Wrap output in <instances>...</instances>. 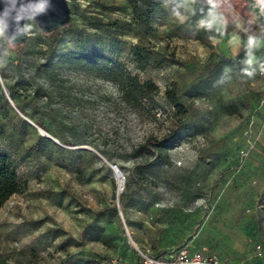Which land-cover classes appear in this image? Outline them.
Instances as JSON below:
<instances>
[{
    "label": "rangeland",
    "instance_id": "374dc122",
    "mask_svg": "<svg viewBox=\"0 0 264 264\" xmlns=\"http://www.w3.org/2000/svg\"><path fill=\"white\" fill-rule=\"evenodd\" d=\"M248 2L163 0L142 24L128 0H68L56 41L30 18L20 52L0 32V154L21 183L0 264H135L136 248L187 244L264 264V30L250 35ZM121 70L153 81L152 100L128 101Z\"/></svg>",
    "mask_w": 264,
    "mask_h": 264
},
{
    "label": "trees",
    "instance_id": "16d2710c",
    "mask_svg": "<svg viewBox=\"0 0 264 264\" xmlns=\"http://www.w3.org/2000/svg\"><path fill=\"white\" fill-rule=\"evenodd\" d=\"M132 13L135 18L142 24H147L155 10L160 6L163 0H128ZM70 23L67 22L62 28L55 30L53 32L48 33V37L53 40H57L60 37L61 31L69 30ZM252 35H259L261 32L256 24L252 27ZM228 33V31H227ZM10 44V43H9ZM10 49L13 52H20L23 48V43L19 45H11ZM96 56H99L95 54ZM115 83L118 86L120 92L124 95V97L128 101H132L135 103H141L142 101L152 100V96L150 95L152 92L157 91V87L155 83L151 80H138L137 76L131 75L126 71H117L115 74ZM165 95L168 102L171 104L173 108L176 109V112L179 114H186V106H184L178 99L174 89L170 86L165 88ZM226 109L230 112L236 111V107L232 104L227 105ZM175 131L174 128L169 130V133H173ZM149 142L145 141L144 144L133 148V151L139 150L141 147L148 145ZM175 143H177L176 138H173L164 149L172 148ZM21 190V183L18 180V176L16 174L15 169L13 168L9 158L5 154H0V208L5 204V202L14 194H17ZM197 249V248H196ZM170 252V251H168ZM168 252H160L158 254H152L158 256L160 254H165ZM137 258L139 260V256L136 252ZM138 260L135 264L138 263ZM51 264H64L63 262L51 263Z\"/></svg>",
    "mask_w": 264,
    "mask_h": 264
},
{
    "label": "water",
    "instance_id": "95a60500",
    "mask_svg": "<svg viewBox=\"0 0 264 264\" xmlns=\"http://www.w3.org/2000/svg\"><path fill=\"white\" fill-rule=\"evenodd\" d=\"M27 18L32 19L42 32L50 33L58 30L68 22V0H0V32L11 45H19L24 42L26 34L25 20ZM0 83L2 85L1 80ZM3 91L6 92L4 88ZM40 130L41 129L38 128V131L43 133ZM44 135L53 139L46 132H44ZM84 148L96 153L98 157L111 167L117 177L123 182L124 177L122 176V172L115 164L107 162L106 159L93 148L87 146H84ZM117 211L123 221L118 205Z\"/></svg>",
    "mask_w": 264,
    "mask_h": 264
},
{
    "label": "built area",
    "instance_id": "2783aa9c",
    "mask_svg": "<svg viewBox=\"0 0 264 264\" xmlns=\"http://www.w3.org/2000/svg\"><path fill=\"white\" fill-rule=\"evenodd\" d=\"M247 8L259 30H264V2L261 0H249ZM252 32L251 30L250 34ZM136 252L139 256L137 264H229L227 261L218 258L215 254H206L202 249H196L188 244L158 256L138 248H136ZM97 264L127 263L121 258L109 257L99 260Z\"/></svg>",
    "mask_w": 264,
    "mask_h": 264
},
{
    "label": "bare ground",
    "instance_id": "6f19581e",
    "mask_svg": "<svg viewBox=\"0 0 264 264\" xmlns=\"http://www.w3.org/2000/svg\"><path fill=\"white\" fill-rule=\"evenodd\" d=\"M30 123H31V122H30ZM39 129H40V128H39ZM40 131L43 132L42 134H44V130L41 129ZM122 176H123V173H122ZM123 177H124V176H123ZM118 178H119V177H118ZM123 180H124V179H123ZM119 181H120V185H121V184H122V185L124 184V181L122 182V180H121L120 178H119ZM120 185H119V186H120ZM122 188H123V187H122ZM131 241H132V244L135 245V243L133 242V240H131Z\"/></svg>",
    "mask_w": 264,
    "mask_h": 264
}]
</instances>
